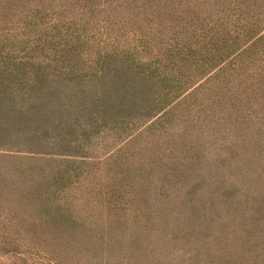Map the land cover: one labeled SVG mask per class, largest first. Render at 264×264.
Masks as SVG:
<instances>
[{
	"label": "rangeland",
	"instance_id": "rangeland-1",
	"mask_svg": "<svg viewBox=\"0 0 264 264\" xmlns=\"http://www.w3.org/2000/svg\"><path fill=\"white\" fill-rule=\"evenodd\" d=\"M128 21L96 31L86 55L31 60L45 71L39 91L0 106L27 150L0 149V264H264V103L216 104L215 82L236 81L218 68L165 95L119 57L100 67L98 57L135 45L139 21ZM253 66L264 70V50ZM149 143L161 166H146L117 207L102 186Z\"/></svg>",
	"mask_w": 264,
	"mask_h": 264
},
{
	"label": "trees",
	"instance_id": "trees-1",
	"mask_svg": "<svg viewBox=\"0 0 264 264\" xmlns=\"http://www.w3.org/2000/svg\"><path fill=\"white\" fill-rule=\"evenodd\" d=\"M126 20L132 25L139 21L134 27L135 45L98 57L100 67L119 57L145 78L159 82L161 86L155 88L165 95L174 86L179 89L180 82L199 79L207 69L218 68L214 76H232L236 81L232 85L215 82L211 96L217 97L216 104H231L232 95L264 103V70L256 68L259 64L253 66L264 50V0H0V106L13 110L17 100H27L28 93L39 91L45 71L33 67L31 60L60 62L86 55L83 47L95 40L96 31L111 33L118 23L117 28L124 27L121 22ZM243 40L248 41L246 46L235 52ZM251 68L256 71L254 78L248 73ZM21 133L0 119V147H4L0 149L26 152L23 142L17 141ZM131 152L119 160L125 161L128 171L121 175L114 170L102 186L120 208L132 199L126 195L128 189L141 188L140 175L146 166L160 167L163 159L150 143L127 162ZM124 153L128 151L120 155ZM178 173L181 177L182 171ZM255 173L257 179H264V172ZM116 228L124 231L119 224Z\"/></svg>",
	"mask_w": 264,
	"mask_h": 264
}]
</instances>
